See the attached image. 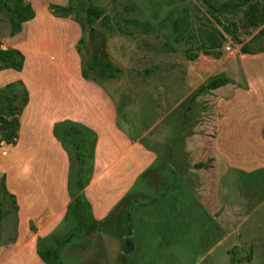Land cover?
Returning <instances> with one entry per match:
<instances>
[{"label":"rangeland","instance_id":"1","mask_svg":"<svg viewBox=\"0 0 264 264\" xmlns=\"http://www.w3.org/2000/svg\"><path fill=\"white\" fill-rule=\"evenodd\" d=\"M22 1L33 16L16 33L0 5V50L21 55L0 70V116L17 122L0 121V264H53L44 250L57 264H264V0ZM85 118L113 136L103 160ZM216 163L204 205L193 172Z\"/></svg>","mask_w":264,"mask_h":264},{"label":"trees","instance_id":"2","mask_svg":"<svg viewBox=\"0 0 264 264\" xmlns=\"http://www.w3.org/2000/svg\"><path fill=\"white\" fill-rule=\"evenodd\" d=\"M0 5L7 10V20L11 26L13 33L18 32L20 25L30 20L33 16V12L30 8V5L24 4L22 0H13L11 4H8L6 0H0ZM208 7L209 9L215 10L213 6H211L210 4L208 5ZM101 15H102L101 10H99L98 8L94 6H89L86 9L85 20L87 24L91 26L94 22L99 20ZM261 33H264V28L261 29L257 33V35ZM240 51L243 54H253L254 53L249 49L247 45L241 46ZM256 52H264V46H260L259 48H257ZM14 54L17 57L21 58V55L14 50H0V61H1L0 70L7 69V68L20 69L21 65L15 62ZM94 58L95 60L93 61V64L98 65L100 67L98 71L99 75L104 78V75L107 74L108 78L114 79L115 73H117L119 70L117 68H113V66L108 61L100 60V59L97 60L96 56ZM227 83H228V80L226 78L218 77L208 82L205 86L200 87L197 93H200L206 89L215 90V89L225 86ZM11 112L12 111H9V113ZM0 121L3 123L2 125L4 129L10 128L11 130H14L17 127V122L15 119H11L7 121V120H4L2 116H0ZM9 137L10 138L6 140V143L8 144L11 143L12 140L15 138L14 132L10 133ZM76 147L80 150L79 146H76ZM1 188H2L3 193H6L3 183L1 184ZM1 217H2V210H1V203H0V221H1ZM57 253L58 252L56 250H44L43 252H41V256L44 259H51L53 261V264H57V258H58Z\"/></svg>","mask_w":264,"mask_h":264},{"label":"crops","instance_id":"3","mask_svg":"<svg viewBox=\"0 0 264 264\" xmlns=\"http://www.w3.org/2000/svg\"><path fill=\"white\" fill-rule=\"evenodd\" d=\"M82 104H84L86 107H87V109H88V111H87V113L89 112V115L93 118V116L95 117V113H93L92 112V110L90 109V106L88 105V104H86V102L85 101H83L82 100ZM82 104L80 103V105H79V103H78V106H77V108H75V109H73L69 114L67 113V112H65L64 114H63V117L65 118V119H74L75 118V114L79 111V109H80V107H83L82 106ZM88 119L87 118H85V119H83V121H87ZM90 123H92L93 124V127L92 128H94V126H95V124L96 123H98V126H99V128H100V130L102 129V131H101V133H102V135H101V133H100V138L101 139H99V142H98V144H97V157H96V160H99V159H102L101 157H103L105 154L103 153L104 151H101L103 148L102 147H104V145H107L108 143H110V142H112L113 141V136H112V134H111V132H109V131H107L100 123H99V121H97V119L95 118V121L94 120H92V119H89L88 120ZM102 140H103V142H102ZM18 146V148H19V150L20 149H22L21 148V145L19 144V145H17ZM186 154V153H185ZM103 160V159H102ZM109 165V164H108ZM195 166V165H194ZM108 166H106V168H107ZM211 168L210 169H212V171H215V173H210L211 171H209V168L208 167H203V166H201V164L196 168L195 167V169H194V172H193V174L197 177V178H199V179H202L201 177H205V178H203L207 183H201L200 182V184L199 183H197L194 179H191V180H189V181H195V183L196 184H198L200 187H201V189H198V190H193L194 192H199V197L201 198V201L203 202V204L204 205H206L207 204V202H209L208 200H211V199H214V200H218L217 198H218V194H219V191H221V185L220 184H222V181H221V176H222V173L221 174H218V171H221L220 169H221V166H219V164L218 163H216L214 166L212 165V166H210ZM194 168V167H193ZM195 177V178H196ZM203 180V181H204ZM95 180H93V182H94ZM174 185V184H173ZM194 188V187H193ZM191 191V190H190ZM192 192V191H191ZM212 203L213 202H210L209 204H211V205H209L208 207H207V212L208 213H206V217H211V218H214L215 220H216V222H217V225H218V219H219V217H218V212H219V210L221 209V207L222 206H219V207H214V205H212ZM140 214H142V212L141 213H139V215ZM136 215V214H135ZM139 215H137V216H139ZM136 216V217H137ZM140 217V216H139ZM221 220V219H220ZM220 225V229H221V233H222V235H223V238H222V241L224 240V234H223V225L222 224H219Z\"/></svg>","mask_w":264,"mask_h":264}]
</instances>
